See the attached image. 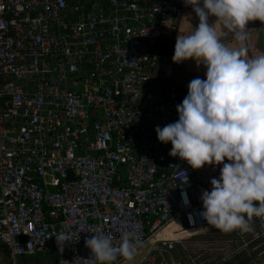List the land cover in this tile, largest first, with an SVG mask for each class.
Returning <instances> with one entry per match:
<instances>
[{
    "label": "built area",
    "instance_id": "1",
    "mask_svg": "<svg viewBox=\"0 0 264 264\" xmlns=\"http://www.w3.org/2000/svg\"><path fill=\"white\" fill-rule=\"evenodd\" d=\"M182 1L0 0V242L11 264L36 253L100 264L85 239L124 231L143 242L137 264H223L241 251L264 264V219L249 232L208 225L194 200L208 189L202 174L156 139L181 101L151 84L182 66L158 48ZM61 231L71 239L58 246Z\"/></svg>",
    "mask_w": 264,
    "mask_h": 264
},
{
    "label": "clouds",
    "instance_id": "2",
    "mask_svg": "<svg viewBox=\"0 0 264 264\" xmlns=\"http://www.w3.org/2000/svg\"><path fill=\"white\" fill-rule=\"evenodd\" d=\"M183 2L191 5L198 23L190 34L176 36L171 60L198 61L204 77L187 83L186 94L175 105L177 119L154 126L156 139L170 142L168 154L193 169L219 164L218 175L199 195V215L221 232H249L253 216L264 219V53L245 58V48L222 43L208 18L215 17L242 42L247 21H264V0ZM181 180L187 182L185 174ZM54 237L62 246L71 234L61 231ZM142 243L132 231L116 241L110 234L84 241L100 264H113L118 256L130 261Z\"/></svg>",
    "mask_w": 264,
    "mask_h": 264
},
{
    "label": "crops",
    "instance_id": "3",
    "mask_svg": "<svg viewBox=\"0 0 264 264\" xmlns=\"http://www.w3.org/2000/svg\"><path fill=\"white\" fill-rule=\"evenodd\" d=\"M208 22L213 23V27L221 33L220 40L226 46L230 48H239L243 46L246 50V56L254 57L260 53H264V21L258 19H252L246 22L245 32L246 37L242 42H239L235 39L234 32L225 28L222 23L218 20H215V17L210 16ZM198 23V19L195 16V13L192 11L191 5H186L182 1V11L176 31L172 38L161 40L158 43V48L160 50L166 51L167 49H173L175 38L177 35H188L193 31V27ZM181 67H176L173 74L169 76L163 75L160 71H156L152 78L151 86L161 95H175L180 100L186 94V85L187 83L197 76L200 78L204 77V66L198 64V61H194L192 58H189L185 61H182ZM220 165L217 164L215 167L212 165H204L198 169V172L202 174L204 181L209 183L211 177H216L218 175ZM194 200L199 201V196H195ZM52 264H57L56 258L53 256ZM47 262V261H45ZM44 262L35 263L43 264ZM0 264H11L9 259V253L4 244L0 242Z\"/></svg>",
    "mask_w": 264,
    "mask_h": 264
},
{
    "label": "rangeland",
    "instance_id": "4",
    "mask_svg": "<svg viewBox=\"0 0 264 264\" xmlns=\"http://www.w3.org/2000/svg\"><path fill=\"white\" fill-rule=\"evenodd\" d=\"M205 185L207 188L210 187L208 182H205ZM198 238V237H196ZM143 253V250H137L136 255L134 256V258L130 261H122L119 264H137V262L139 261L140 255ZM52 256L48 253H36V254H25L22 256H18L16 259V264H35V263H40V262H44L43 264H52L51 261L53 258H51ZM47 261V262H45Z\"/></svg>",
    "mask_w": 264,
    "mask_h": 264
},
{
    "label": "trees",
    "instance_id": "5",
    "mask_svg": "<svg viewBox=\"0 0 264 264\" xmlns=\"http://www.w3.org/2000/svg\"><path fill=\"white\" fill-rule=\"evenodd\" d=\"M255 252L256 253L262 252L264 254V238L256 243ZM223 264H254V263L248 253L241 251L238 254H236L234 257H232L230 260H228L227 262H224Z\"/></svg>",
    "mask_w": 264,
    "mask_h": 264
},
{
    "label": "water",
    "instance_id": "6",
    "mask_svg": "<svg viewBox=\"0 0 264 264\" xmlns=\"http://www.w3.org/2000/svg\"><path fill=\"white\" fill-rule=\"evenodd\" d=\"M68 176L71 177V171L68 172Z\"/></svg>",
    "mask_w": 264,
    "mask_h": 264
}]
</instances>
